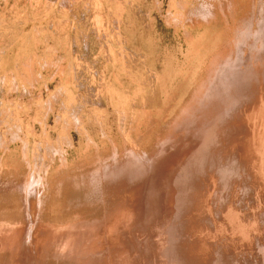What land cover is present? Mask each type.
<instances>
[{"label":"rangeland","instance_id":"1","mask_svg":"<svg viewBox=\"0 0 264 264\" xmlns=\"http://www.w3.org/2000/svg\"><path fill=\"white\" fill-rule=\"evenodd\" d=\"M262 39L264 0H0V231L103 217L78 190L96 167L151 151L209 60ZM178 231L180 250L205 240Z\"/></svg>","mask_w":264,"mask_h":264},{"label":"bare ground","instance_id":"2","mask_svg":"<svg viewBox=\"0 0 264 264\" xmlns=\"http://www.w3.org/2000/svg\"><path fill=\"white\" fill-rule=\"evenodd\" d=\"M261 41L259 56L212 57L173 128L151 151L116 153L81 182L85 200L104 205L103 217L53 231L27 226L30 243L14 226L0 231V253L12 252L16 264H43L48 253L64 264H264ZM120 190L122 197L107 198ZM190 228L205 239L201 245L186 251L169 245L178 230Z\"/></svg>","mask_w":264,"mask_h":264}]
</instances>
